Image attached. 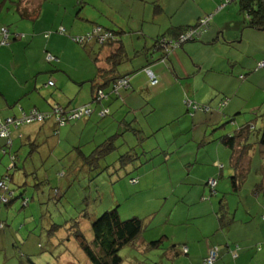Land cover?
<instances>
[{"label": "crops", "instance_id": "1", "mask_svg": "<svg viewBox=\"0 0 264 264\" xmlns=\"http://www.w3.org/2000/svg\"><path fill=\"white\" fill-rule=\"evenodd\" d=\"M224 2L47 0L42 6L38 1L20 6V0H0V117L19 116L34 107L49 111L54 105L75 108L92 101L90 81L96 80L99 70L107 67L112 47L101 49L93 41L77 46L75 38L94 34L98 28L119 32L128 54L118 72L130 77L131 87L121 91L116 102H112L111 116L103 123L93 116L62 128L58 137L53 136V122L26 126L13 134V145L35 144L30 158L42 167L44 160L57 152L66 154L76 145L91 148L86 142H94V136L98 138L95 146L113 131L127 139L129 132L124 123L142 130L148 138L156 136L164 125L186 116V98L212 108L224 99L229 100L222 113L198 112L191 118L185 117L175 134L178 140L169 146L170 157L178 158L191 183L188 191L177 192L178 197H192L191 203L198 204V210L192 215L188 213L185 223L176 225L184 229L183 235L167 228L159 231L158 238L166 237V245L169 244L167 258L177 264H203L215 246L220 249L215 264H264V148L259 145L264 128V70L256 69L264 60V31L246 28L240 7L233 2L220 7ZM21 7L30 13L41 8V12L32 21L20 15ZM210 14L214 17L200 41L184 44L167 63L158 62L160 54L145 55L170 28L194 25ZM3 28L9 30L8 45H2ZM51 31L46 38L44 34ZM20 33L24 37L16 39ZM16 42L25 51L34 49L35 56L24 51L19 54ZM48 54L57 57L58 62L49 63ZM44 72H60L51 90L40 89L39 74ZM242 75L245 79H241ZM151 77L158 80L156 85ZM50 82L51 79L47 85ZM230 121V126L221 127ZM246 125H251L255 133L249 138L250 152L240 163L245 181L234 192L229 182L234 173L232 152L220 139L232 136ZM4 145L0 139V180L7 166L1 158ZM211 178L219 181L216 194L208 186ZM185 181L182 177L179 189ZM221 200L234 219L225 230L220 229L217 215ZM173 222L169 218L167 223ZM179 245L187 246L189 254L181 255ZM236 246L238 256L233 258ZM181 256L192 259H175Z\"/></svg>", "mask_w": 264, "mask_h": 264}, {"label": "trees", "instance_id": "2", "mask_svg": "<svg viewBox=\"0 0 264 264\" xmlns=\"http://www.w3.org/2000/svg\"><path fill=\"white\" fill-rule=\"evenodd\" d=\"M37 1L39 2L40 6L47 0H20L19 5H23L25 2L32 3ZM233 3H237V5L241 9V12L245 14L246 28L264 31V0H235L233 1ZM229 4H232V1L225 0L224 4L220 7H225ZM40 10H34L30 13L21 7L20 9H18V12L20 13V15H22L23 18H31L32 21H35L40 15ZM213 17L214 14H210L200 18L198 22L194 25L170 28L166 33L159 36L153 42L152 46L145 51V55H148V57H152L154 54H160L159 58L157 59L158 62L167 63L171 54H173L178 48H181L184 44L187 43H194L200 41L203 34L208 31ZM204 19H207L209 22L207 26L202 24V21ZM101 28L104 29L103 27ZM6 29L8 30V28ZM59 29L57 30L58 33ZM104 30L105 31H102V33H100L98 37L85 38L83 42H78L74 39V42L79 45H86L89 42L93 41L101 49L107 46L112 47L111 54L107 59V67L99 70L98 78L96 80L90 81L92 89V101L89 104L78 106L75 108L54 105L49 111H41L40 109L34 107L27 112L22 111L19 116H10L5 118L0 117V131L4 130L6 132V136H0V139L5 142L4 147L1 149L2 156H9V164H7L6 166L7 171L19 170L18 167L20 158H18L17 150L13 149L15 146L13 145L14 133L20 132V130L24 129L26 126H42L45 125L47 122H53V136L58 137L59 132L62 128H65L70 124L82 120H88L93 116H96L98 118V123H103L106 118L111 116L110 106L112 102H116L115 100L120 97L121 91L130 89V77L121 76L118 72V67L123 65L128 60L126 48L124 47V44L118 35L119 32H115L109 29ZM193 31L194 33L190 36V38H185L189 33ZM52 33L53 32L51 31L45 33L44 35L46 38H48ZM23 37L24 35L21 34L16 35V39H21ZM136 54L138 55L139 53ZM49 55L51 54H48V56ZM55 58L57 59V57ZM258 65L256 68L257 70H264V68L260 69ZM146 69L147 68L144 69L146 72L149 71L148 69ZM241 79H245V76L242 75ZM98 80H101L102 83L100 81L98 82ZM123 81H127V85H122ZM53 86H55L54 82L51 87ZM184 103L187 108V114L186 116H184V118H191L195 116V114L198 112L211 113L212 111H217L222 113L223 109L228 105L229 100L224 99L220 102L218 106L214 108L200 105L190 100L189 98H186L184 100ZM87 111L88 113H86ZM81 112L83 113L80 118L76 117L75 119H70V117H72L74 114H81ZM37 116H41L42 119H38ZM156 117L153 118L154 121L157 120ZM184 118L181 117L180 120H178L177 122H169L168 124L164 125L159 131V133H162L163 139L166 140V147L162 144L160 145L161 142L158 141L155 147H148V144L157 136V133L156 136H151L148 138L143 134L142 130L137 129L136 127H132L131 125L127 126V124L125 125L124 123L123 126L124 128H127L126 131L129 132L128 134L131 133L133 135L132 137H135L132 141H136V145L131 146L129 144V141L131 140L129 139V137L125 139L123 138V134L117 135L116 132L113 131V133H111L112 131H109L111 134L103 142H101V144H98L97 146H95L98 140L96 136H94V142H89L87 140L86 144L88 143L87 145H90L91 148H94L93 151L90 152L88 155L85 153V149L88 148H81L78 145L73 146V148L69 150V152H67V154L73 155L71 156L72 158L70 157V161L66 164H64L65 162H63V164L68 167H72L74 164H77L78 166L87 168L89 171H106L111 167L116 168L117 166L118 168H116V170H124V173L127 174V176H130L129 184L134 187L133 189L135 191H133V193L136 195L137 193L141 192L143 186H145L142 183L145 173H138L139 169H141L149 161L153 160V158L161 155H163L164 158L168 160V157L171 156L169 149L171 146H174L175 140H178L179 136L176 137L175 134L178 133V131L181 129V124ZM262 120L264 123V115L262 116ZM229 123L232 124L233 122L230 121ZM229 123H225L221 127H225ZM167 131H169L168 134ZM254 133V128H252L251 125H246L238 129V131L235 132L232 136H224L220 139V142L225 147L229 148L232 152V168L234 173L230 177V181L234 192H237L245 181L246 174L244 173V169L241 168L240 163L245 154H248L250 152L249 147L251 146V144L249 142V138ZM182 134L185 133H181V135ZM259 145L261 148H264V128L260 134ZM34 146V143H26L24 145V147H27L30 151L27 154L25 165H28L29 168H31L34 179L39 180V174H43L42 171H44L45 169L44 166L42 167L40 163H36L30 158L31 151ZM159 146H161L162 150ZM20 147H23V145H20ZM115 153L120 154L117 159H115V156L113 157ZM104 161H106V167H102V163ZM65 175L66 173L62 172L61 174H59V177L63 178L65 177ZM211 179H214L217 184L215 187H212L211 185H209L208 182V186H210L211 193L216 194L219 181L217 178ZM13 181L14 176L12 177L8 173L5 176H2L0 180V216L1 208L5 207L6 209H8L17 200V198H15L14 190H12V188L9 186V184H11ZM44 182L45 180L40 181V184ZM145 187L146 189H144V192L145 190H147V186ZM179 190L181 189H179L177 185V187H173L171 193L175 194V196L177 195V198H180L178 197L179 193L177 194ZM58 196L59 191L58 189H56L54 190V197L56 198ZM19 197L22 199L23 208L27 207L30 204V199L24 198V195H20ZM208 197H205V199ZM217 215L219 222H221L220 229H228L230 225L234 222L231 213H229L227 204L223 200H221L219 203ZM168 218L169 215H167L165 219L160 220V225L165 224V222L167 223ZM144 220L145 219H140L138 217L122 220L118 209L115 208L106 211L96 219H91L90 217H88L87 221H90V229L93 233V237L91 240H88L86 236L82 233L81 227L78 225L77 222L74 224V226L71 227L72 235L70 238L73 239L74 242L77 244L78 248L85 256L88 264H123V259L120 256V252L124 248L130 247L134 250L139 249L140 251H146L150 248L160 250L163 249L164 246H166V237H153L148 241L147 239H145V232H147L148 227L151 226V222L148 221V224H145ZM6 227V221L0 220V230L4 231ZM178 247L179 253L181 255L189 254V249L187 246L179 245ZM168 249L169 248L164 250L168 251ZM185 250H187V252H185ZM237 251L238 248L236 246L235 250L232 251L233 258H237ZM211 252H215L216 255V258L212 264H215L216 261L219 259L220 249L219 246H215L204 258L203 264H209L208 258ZM26 263L35 264L30 258L27 259Z\"/></svg>", "mask_w": 264, "mask_h": 264}, {"label": "rangeland", "instance_id": "3", "mask_svg": "<svg viewBox=\"0 0 264 264\" xmlns=\"http://www.w3.org/2000/svg\"><path fill=\"white\" fill-rule=\"evenodd\" d=\"M232 5L236 6L237 3ZM20 42H16L19 54L24 51V54L29 52L35 56L34 49L25 51ZM50 73L39 74L41 90L53 89L47 85L49 79L57 82L60 72H57V75L51 73L52 76ZM65 77L68 79V75ZM44 78L46 80H43ZM230 125L227 124L226 127ZM132 136L131 133L128 134L131 140L127 141L134 146L136 141H132L135 138ZM157 141L167 146L162 133H158L148 147H155ZM86 148L87 155L94 149ZM13 149L17 150L20 158L19 170L7 171L5 168L2 175L8 173L14 176V181L9 186L14 190L17 200L8 209L1 208L0 220L6 221L7 227L5 231L0 230V264H27L28 258L35 264H88L77 244L70 238L71 227L77 222L82 233L91 240L93 233L90 221H87L88 217L96 219L115 208L118 209L122 220L138 217L145 219V224L151 222V226L145 232L147 241L153 237H160L159 231L163 228H167L169 232L179 231L178 236L183 235L184 229L176 225L185 223L188 213L192 215L198 210V204L191 203L192 197L177 198V195L171 193L182 177L186 178L180 186L182 192L188 191L191 184L190 178L186 175V168L181 166L176 156L168 157V160L163 155L155 157L139 169L138 173H145L142 183L147 186V190L144 192L146 187L143 186L142 191L135 195L134 187L129 184L130 176H127L124 170H116L117 166L106 171H89L77 164L68 167L64 164L68 163L73 155L67 153L57 152L44 160L45 170L42 171L43 174H39V180L45 182L40 184L39 180L34 179L31 168L25 165L29 149L20 147V142L15 144ZM114 156L117 159L120 154L115 153ZM1 158L9 164V156ZM60 160H64L65 163L60 164ZM105 163L106 161L102 163V167H106ZM62 172L66 175L60 178L59 174ZM229 182L231 184V181ZM56 189L59 196L55 198ZM20 195L30 199V204L25 208L22 207ZM167 215L174 222L160 225V220L165 219ZM168 247L169 244L160 250L150 248L146 251L127 247L121 250L120 256L123 264H177L167 258L164 249ZM175 259L192 258L181 256Z\"/></svg>", "mask_w": 264, "mask_h": 264}, {"label": "built area", "instance_id": "4", "mask_svg": "<svg viewBox=\"0 0 264 264\" xmlns=\"http://www.w3.org/2000/svg\"><path fill=\"white\" fill-rule=\"evenodd\" d=\"M228 1H235V0H228ZM208 20L207 19H204L203 21H202V24L203 25H208ZM100 33H102V30H100V28H98L95 32H94V34L92 35V34H88L87 35V37H83V38H75V41H78V42H83L84 40H85V38H93V37H98L99 35H100ZM194 33V31L193 32H191V33H189L185 38H190V36L192 35ZM2 34H3V37H4V40H3V42H2V45H7L8 44V38H9V31L6 29V28H3L2 29ZM105 36H108V35H105ZM104 36V37H105ZM182 40V39H181ZM49 62H58V60L55 58V57H53L52 55H49L48 56V59H47ZM259 68L261 69V68H264V60L263 61H261L260 63H259ZM150 73V72H149ZM151 75V74H150ZM152 78V84L154 85V84H156L157 83V80L156 79H154V77H151ZM49 85H53V82H50L49 83ZM122 85H127V81H123L122 82ZM189 105H191V104H189ZM82 113L83 112H81V114H74L72 117H70V119H75L76 117L77 118H80L81 117V115H82ZM86 113H88V111L86 112ZM38 117V116H37ZM38 119H42V117L41 116H39L38 117ZM0 136L1 137H5L6 136V132L3 130V131H0ZM216 181L214 180V179H211V180H209V185H211L212 187H215L216 186ZM185 252H187V250H185ZM215 258H216V255H215V252H211L210 253V256H209V258H208V263L209 264H212L213 262H214V260H215Z\"/></svg>", "mask_w": 264, "mask_h": 264}]
</instances>
